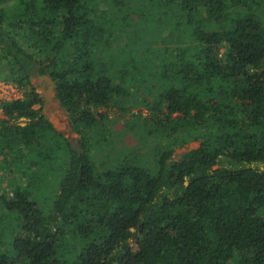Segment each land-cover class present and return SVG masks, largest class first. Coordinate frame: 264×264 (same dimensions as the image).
Segmentation results:
<instances>
[{"label":"trees","instance_id":"1","mask_svg":"<svg viewBox=\"0 0 264 264\" xmlns=\"http://www.w3.org/2000/svg\"><path fill=\"white\" fill-rule=\"evenodd\" d=\"M132 1L0 0V78L25 91L0 112V264H264V0H158L143 18ZM160 8V34L132 36L127 19ZM35 74L56 82L78 146ZM114 108L122 135L162 139L155 171L145 148L97 159Z\"/></svg>","mask_w":264,"mask_h":264},{"label":"rangeland","instance_id":"2","mask_svg":"<svg viewBox=\"0 0 264 264\" xmlns=\"http://www.w3.org/2000/svg\"><path fill=\"white\" fill-rule=\"evenodd\" d=\"M145 4L148 2V5H144L142 6V4ZM139 3H141L140 7H137V5H139ZM152 4V5H151ZM154 5H159L158 0L157 1H152V0H139V1H132L131 3V8L136 9L137 12L139 13V15L142 16L143 18V14H153L152 12H155L154 9L152 8ZM108 10L111 11V9L109 7H107ZM169 9V8H168ZM171 9V8H170ZM165 9L164 8H160L159 11H156V13L151 16V15H144L145 18H147L148 16V20H142L140 18H137L135 20L131 21V18L129 17L127 19L128 23V29L129 31H132V36L138 33H142L143 36L145 34H160V23L159 20L167 17V14H165ZM174 12V11H172ZM174 14H176V12H174ZM102 16L106 17L107 19H110L109 24L111 25V21L116 19L115 16V11L112 9L111 13L107 12V15L105 16L104 14H102ZM118 16V14H117ZM151 17L153 19H151ZM118 18V17H117ZM28 29V27H16L14 29H5L8 30L9 32L13 33V34H17V32H23L26 31ZM115 29V28H114ZM113 29V30H114ZM145 30V31H142ZM182 31H177L174 30L170 32L167 31V34L162 35L160 38L159 43H156L155 46V50L156 51H160L163 49H166V47L169 45L167 44V39H171V38H176L177 40H182L184 38V34L186 33V31L184 32L185 28L182 26L181 27ZM170 37H168V35H170ZM173 36V37H172ZM108 36H106L107 38ZM123 36L121 35H115L114 39H122ZM180 40V41H181ZM184 40V39H183ZM130 43H132V45H134L135 47H144V49L148 48L149 44L147 42H144V40L139 39V38H133L132 40L130 39H123V46L126 48L127 44L129 45ZM136 47V48H137ZM1 51V50H0ZM119 52L120 49H118ZM116 52V51H115ZM115 54V53H114ZM146 54L144 53L141 58H145ZM37 74L33 75L32 77V82L33 84L37 87V91L39 92V79H38ZM42 83V82H41ZM24 93L25 91L22 90ZM141 96H146L144 93L141 92L140 94ZM59 107H56L54 105L48 106L46 105L44 108V115L46 116V119L51 122L53 124V126L61 133L64 134V136L69 140V142L74 145V146H78L79 145V135L73 130L72 125L70 123V120L68 118V115L66 113V111L60 106L59 101L57 100ZM125 102L131 104L132 103V97L130 98H126ZM137 111V110H135ZM121 113L117 111V108H114V111L111 112V118L112 120V127L110 128V130L107 133H103V135L101 137H99V143L101 145V149L97 150L99 153L97 154V159L98 160H103V159H113V160H117V159H121L124 156L127 155H132V151H137L139 152V149H144L142 150L143 154V160H144V164L145 166H148V168H151L152 170L154 168V164L155 161H158L159 163L162 162L160 158L154 159L153 153L156 150L157 146L159 143L162 142V139H159L157 142L152 143L150 140L148 142L145 141H140L134 137H132V133L131 135H122V131L126 130L125 128V124L121 119L119 118V115ZM1 118V117H0ZM24 124V123H23ZM109 125V124H108ZM201 146V141H197V140H193L187 144H184L181 147H177L175 149V152L172 156V160L174 161H179V159L182 157V155L192 151V150H196L199 149ZM151 158V159H150ZM261 168H264V164L260 165ZM12 180V179H10ZM5 183H8V181H5ZM5 186V184H3ZM3 186L1 185V188ZM137 228V227H136Z\"/></svg>","mask_w":264,"mask_h":264},{"label":"water","instance_id":"3","mask_svg":"<svg viewBox=\"0 0 264 264\" xmlns=\"http://www.w3.org/2000/svg\"><path fill=\"white\" fill-rule=\"evenodd\" d=\"M38 79L40 81L39 94L41 95V98L44 100L45 104L48 106L54 105L59 107L56 95V82L50 75L38 76ZM155 220L157 221L158 219L155 218Z\"/></svg>","mask_w":264,"mask_h":264},{"label":"built area","instance_id":"4","mask_svg":"<svg viewBox=\"0 0 264 264\" xmlns=\"http://www.w3.org/2000/svg\"><path fill=\"white\" fill-rule=\"evenodd\" d=\"M24 95L25 93L22 91L18 84L3 81L0 78V112L1 107L4 103L11 102L14 100H22L24 99ZM156 167L157 165L155 163L153 169H156Z\"/></svg>","mask_w":264,"mask_h":264},{"label":"flooded vegetation","instance_id":"5","mask_svg":"<svg viewBox=\"0 0 264 264\" xmlns=\"http://www.w3.org/2000/svg\"><path fill=\"white\" fill-rule=\"evenodd\" d=\"M38 75V74H37Z\"/></svg>","mask_w":264,"mask_h":264}]
</instances>
